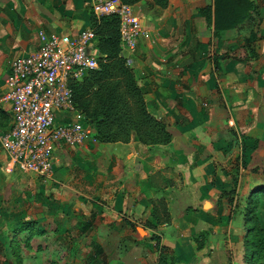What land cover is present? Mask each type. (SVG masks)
Listing matches in <instances>:
<instances>
[{"label": "crops", "instance_id": "obj_1", "mask_svg": "<svg viewBox=\"0 0 264 264\" xmlns=\"http://www.w3.org/2000/svg\"><path fill=\"white\" fill-rule=\"evenodd\" d=\"M91 1L0 0V133L11 123L3 98L11 60L32 51L41 34L89 27ZM210 2L131 4L148 35L121 53L169 141L144 144L131 132L126 141L62 144L53 150L50 178L11 168L0 146V228L16 225L5 219L18 212L14 179L48 195L37 208L48 226L59 234L81 228L80 239L94 242L87 251L94 264H157L160 251L167 264H246L243 205L228 202L233 176L224 165L240 153L241 134L255 145L251 159L264 148V106L253 101L264 99V39L244 53L235 27L215 36L198 12ZM257 13L263 25L264 4ZM158 199L167 222L151 216L150 200Z\"/></svg>", "mask_w": 264, "mask_h": 264}, {"label": "built area", "instance_id": "obj_2", "mask_svg": "<svg viewBox=\"0 0 264 264\" xmlns=\"http://www.w3.org/2000/svg\"><path fill=\"white\" fill-rule=\"evenodd\" d=\"M90 8L95 15L117 16L121 47L132 49L148 35L127 2L92 0ZM39 40L8 66L3 98L10 103L11 123L0 133V146L11 168L50 178L56 146L96 140L91 123L74 106L69 81L95 68L98 52L90 27L69 36L51 31Z\"/></svg>", "mask_w": 264, "mask_h": 264}, {"label": "trees", "instance_id": "obj_3", "mask_svg": "<svg viewBox=\"0 0 264 264\" xmlns=\"http://www.w3.org/2000/svg\"><path fill=\"white\" fill-rule=\"evenodd\" d=\"M130 5L138 0H122ZM158 7H164L167 0H151ZM251 0H211L198 8L204 21L211 25L213 34L237 27L251 17ZM89 27L93 30L97 48V66L85 71L80 79L69 81L74 106L91 123L93 135L98 141H126L131 132L144 144L166 143L170 133L162 121L150 114L142 92L135 82L133 72L121 53L118 19L114 14L95 15L88 10ZM244 137V136H243ZM240 153L246 155L244 141L240 142ZM254 192L259 189H254ZM252 192L249 196L253 199ZM152 205L151 216L156 220L168 221L167 208L162 199ZM157 209L163 214L157 213ZM253 205L246 206L245 220L251 223L245 227L244 252L248 253V264H264L258 261L264 256V228L253 221ZM157 264H167L159 252Z\"/></svg>", "mask_w": 264, "mask_h": 264}, {"label": "rangeland", "instance_id": "obj_4", "mask_svg": "<svg viewBox=\"0 0 264 264\" xmlns=\"http://www.w3.org/2000/svg\"><path fill=\"white\" fill-rule=\"evenodd\" d=\"M257 2L259 4L253 2L251 17L234 28L238 30L235 31L237 38L239 34L244 37L242 41L244 53L249 50L251 44L261 43L264 39L261 32L256 33L264 25L257 15L258 5L264 4V0ZM245 32L248 35L245 36ZM251 52V55L257 54L255 51ZM253 101L257 102L258 107L264 106V99H253ZM245 137L241 134V142ZM251 139L256 138L251 137ZM253 143H256V140ZM254 146L253 144L245 145L246 155L238 153L232 162L224 165L226 172L233 176L231 186L235 189L234 191L232 187L230 188L232 192L228 193L227 198L232 205L242 204L243 212L246 206L253 205L254 224L264 228V148L258 146L251 159L250 153L255 148ZM13 180L11 179V187L19 207L18 212L10 211L5 214V219H9L16 225L0 228V264H94L93 254L87 252L88 250L92 252L91 247L94 246V242H87V240L83 242L80 239L78 232L81 228L79 226L66 228L63 234H59L58 228L48 226L46 220L43 219L42 212L37 209L41 208L43 198H48V195L44 194L36 183H34V188L24 182L14 180L15 183H13ZM254 189H259L258 193L254 192ZM13 192L10 194L9 203L15 196ZM252 192H254L253 199L250 200L249 196ZM244 221L245 227L251 223V220H245V218ZM248 260L247 253L244 257L246 264ZM263 260L264 256L261 253L258 261Z\"/></svg>", "mask_w": 264, "mask_h": 264}]
</instances>
